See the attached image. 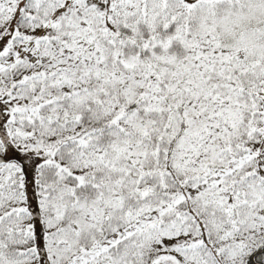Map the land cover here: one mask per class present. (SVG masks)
Masks as SVG:
<instances>
[{
  "label": "snow or ice",
  "instance_id": "1",
  "mask_svg": "<svg viewBox=\"0 0 264 264\" xmlns=\"http://www.w3.org/2000/svg\"><path fill=\"white\" fill-rule=\"evenodd\" d=\"M0 264H264V0H0Z\"/></svg>",
  "mask_w": 264,
  "mask_h": 264
}]
</instances>
